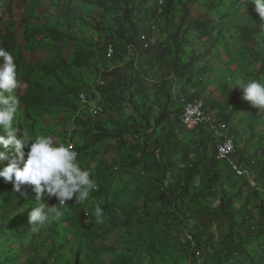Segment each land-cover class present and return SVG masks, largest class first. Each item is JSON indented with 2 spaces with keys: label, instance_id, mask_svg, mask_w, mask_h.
Returning <instances> with one entry per match:
<instances>
[{
  "label": "rangeland",
  "instance_id": "374dc122",
  "mask_svg": "<svg viewBox=\"0 0 264 264\" xmlns=\"http://www.w3.org/2000/svg\"><path fill=\"white\" fill-rule=\"evenodd\" d=\"M246 1L177 0L158 18L156 0H132L130 7L117 0H0V47L13 54L21 86L12 93L19 104L18 135L27 128L33 137L51 135L65 145L72 135L97 185L88 201L75 204L73 198L58 220L37 229L29 223L36 204H56L46 192L38 200L29 185L22 186L25 197L0 178V264H264V232L250 229L259 223L264 202L260 177L251 185L216 162L213 184L209 170L191 184L201 193L197 208L203 216L185 212L176 182L165 181L163 190L158 182L163 166L189 152L206 160L215 155V137L189 133L175 122L181 100L192 97L204 99L209 111L230 124L238 158L264 170V110L232 86L237 79L264 81V18L260 24ZM146 21L158 22L150 34L159 45L154 58L144 52L142 81L133 87L127 74L126 83H117L120 99L103 98V117H79L77 94L92 97L101 80L109 82L107 73L133 59V53L125 57L128 46L119 34L130 36ZM197 22L208 27L206 37ZM110 43L123 47L119 63L102 57ZM78 52L94 54L90 66L72 67ZM167 90L179 101L168 102ZM102 134L108 138L96 142ZM168 139L170 146L164 144ZM0 151L9 156L0 167L11 159L23 166L11 147ZM221 200L233 204L234 221Z\"/></svg>",
  "mask_w": 264,
  "mask_h": 264
},
{
  "label": "clouds",
  "instance_id": "9594fccd",
  "mask_svg": "<svg viewBox=\"0 0 264 264\" xmlns=\"http://www.w3.org/2000/svg\"><path fill=\"white\" fill-rule=\"evenodd\" d=\"M256 10L264 18V0H254ZM0 146L11 147L23 160L19 166L16 159H11L6 166L0 167V178L5 182H12L14 190L27 197L22 192V186H32L38 200L46 192L49 197H55L59 205L38 203L29 214V223L33 228L58 220L62 209L75 198V204L88 201L90 194L97 188L90 170L82 168L78 161V153L71 145L57 143L51 135H37L33 137L27 128L16 127L18 115V99L13 90L21 88L17 64L13 54L0 47ZM239 88L245 101L253 107L264 110V81L237 79L232 85ZM8 93V95H5ZM25 149H28L25 153ZM27 156L26 160L24 159ZM9 160L5 151H0V162ZM95 216L102 222L103 209L95 206ZM32 228V229H33Z\"/></svg>",
  "mask_w": 264,
  "mask_h": 264
},
{
  "label": "trees",
  "instance_id": "16d2710c",
  "mask_svg": "<svg viewBox=\"0 0 264 264\" xmlns=\"http://www.w3.org/2000/svg\"><path fill=\"white\" fill-rule=\"evenodd\" d=\"M195 1V0H192ZM117 2H125L127 4L128 7L131 6L132 4V0H117ZM177 4V0H167V4L165 6L164 12L162 13V15L159 14V12H157V15L159 14L158 18H161L164 13H168L170 12L172 9H174V5ZM246 4L248 6V9L251 13L252 16H254L258 22L261 24L262 23V18L260 17V15L258 14L257 10H256V4L254 2V0H247ZM158 5V4H157ZM159 11V10H158ZM189 12L187 13V16H189ZM156 22H150V21H146L144 22V27H142L140 30H137L136 32H132L130 34V36H127L126 33L121 32L120 38L123 42H125V44L128 46L127 50H125V53H127L125 55V57L128 55V53L130 54V46L132 44H135L138 47V53L141 54V60L139 62V64H136V54H133V59L130 62H126L128 63L126 66L121 67V66H117L114 70H112V72L107 73L108 76V80L107 81V85L105 86H99V90L100 93L102 94L103 98H118L117 95V83H126L128 80L127 74L131 76V80L130 83L132 84V86L134 87L135 84H138L139 82L142 81L141 78L144 77L145 72H146V68L148 67L146 64H141V62L143 61V57H145V53H147V56L150 58H154L156 57L157 54V46L159 45V43L157 44H152V47L150 49L145 50L143 48V45L141 43V34L142 33H148L150 35V38L153 40V38L151 37V32H156L153 29V26H157L155 25ZM134 26H136V24L134 23ZM196 27L198 29V31H203L202 32V36L206 37L209 34V30L208 27L206 26V24H203L201 22H197ZM140 45V46H139ZM116 47V54L114 56L113 59H109L107 56V48L108 46H106V48H103L102 50V57L104 58V60L106 61H111L113 60L116 63H119L121 60H123V57L120 55V51L123 50L122 46H117ZM165 53H168V51L165 50ZM94 54L92 52H78L74 58V60L72 61V67L77 68V69H82L85 67H88L91 65V60L93 58ZM126 60V58H125ZM262 67H261V73H264V59L262 60ZM150 66V65H149ZM151 68L154 67V65L150 66ZM109 78H113L112 80H110ZM153 87L158 88L157 85H153ZM82 92H86V91H81L77 94V100L79 95ZM138 90L136 89L133 93L132 96L134 97L137 94ZM87 93V92H86ZM158 91H155V95L153 97H157ZM90 95V94H89ZM197 98V97H194ZM193 97L190 98L189 100L194 99ZM166 100L169 102L171 100H175V101H179L177 100V98H173L170 94V91L167 90V94H166ZM79 104V102H78ZM104 105V104H103ZM159 105L158 101L156 100V102H152L150 107L151 110L153 109L154 106ZM105 106V105H104ZM153 106V107H152ZM78 110H79V105L77 106ZM135 109L139 112L140 108L138 106H135ZM183 113V106L181 104V108L178 109L176 111V115H175V122H179V124H181L180 122V116ZM90 118H94V119H99L103 116H99V117H91L90 115H88ZM165 117V116H164ZM161 121V120H160ZM159 123V121H158ZM184 128V127H183ZM189 133H195V134H199L201 135L203 138H212L214 137L210 131H208L205 127H200L195 131H188ZM171 136H174V131L172 130L170 133ZM108 138V134H102L101 136H96L95 140L96 142L102 141L103 139ZM216 142H214L212 144L213 149L215 150V155H211L208 160H206L207 158L203 155H201V157L199 156V154L193 153V152H189L187 153L186 156H184L185 159H183V161L181 162H171L167 167L163 166L162 168V178L158 180V182L160 183L161 189L163 190V187L165 185V181H168L169 183L172 182H176L178 185L177 191H178V199L177 201L179 202V204L181 206H183L185 208V212L188 214H194L197 216H203V211H201L200 209L197 208V202L198 199L200 197V192L196 191V189L192 188L191 184L194 182V180L198 179L201 175L204 174V171L209 170L210 173L212 174V176L210 177V181L209 184H213L214 180L217 179L216 173L214 171V165L217 162L222 163L225 165V167L228 169V171L230 172L227 164L225 162H221L219 160H217L216 157V152H217V147H218V139H215ZM159 142V141H157ZM165 145H169L170 146V139H168L167 141H165L164 143ZM175 147V145L173 146ZM80 151H81V147H79ZM82 153V152H81ZM164 153H167L166 151H161L158 152V154L161 156ZM169 156V158H171L172 156H170L169 154H167ZM178 153L174 152L173 156H177ZM244 156L241 155L240 159L238 158V145H237V154H236V158L239 159V161L247 166L246 168L252 172L253 174V181L250 180H246V179H238L236 178L231 172L230 174L234 176L235 179L237 180H245L246 183L249 184H253L254 185V181H257V177H260V180L264 181V170L263 169H259V166L256 162V165H252V161L251 163H248L245 161V159L243 158ZM172 161V160H171ZM211 163H213L212 165H210ZM19 164V163H18ZM19 166L22 167V165L19 164ZM171 168V169H169ZM149 170H151L150 167H148ZM161 189L159 188V190L161 191ZM162 193V191H161ZM220 207L222 209H224L225 212H229V214L231 215V220L233 218L234 221V206L233 204L227 202L225 200H221L220 202ZM258 213L260 218L259 223L258 224H252L250 226V229L253 231L256 230H261L264 232V202L261 204V207L258 208ZM211 218V217H210ZM263 252H264V246H262Z\"/></svg>",
  "mask_w": 264,
  "mask_h": 264
},
{
  "label": "built area",
  "instance_id": "2783aa9c",
  "mask_svg": "<svg viewBox=\"0 0 264 264\" xmlns=\"http://www.w3.org/2000/svg\"><path fill=\"white\" fill-rule=\"evenodd\" d=\"M56 4H65L70 0H52ZM159 6V14L164 12L167 0H156ZM154 31L157 30V26H153ZM141 43L145 50L150 49L154 40L150 38L148 33L141 34ZM130 53L136 54V64H139L141 60V54L138 53V47L135 44L130 46ZM116 54L115 44L110 43L107 48V56L109 59H113ZM100 86H105L106 81L101 80ZM178 100V99H177ZM79 110L78 116L82 114L90 115L91 117L103 116L106 113L105 106L103 105V97L98 87L94 88V95L91 97L88 93L82 92L78 97ZM183 113L180 116L181 125L187 131H195L200 127H205L210 133L218 139V147L216 152L217 160L225 162L230 172L238 179H246L253 181V174L236 158L237 154V138L231 129L228 122L224 121L219 113H213L208 110L207 104L204 99L197 97L192 100L182 99ZM66 145H71L72 148L78 153V161L82 168L83 164L82 153L78 146V141L71 135ZM252 165H256L253 161ZM97 190V188L95 189ZM50 200L59 205V201L55 197H50ZM66 204L64 207H67Z\"/></svg>",
  "mask_w": 264,
  "mask_h": 264
}]
</instances>
